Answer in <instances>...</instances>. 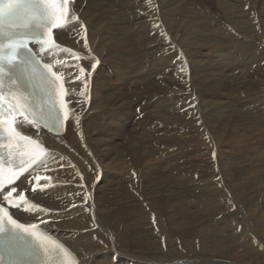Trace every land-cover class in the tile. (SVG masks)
<instances>
[{"label": "bare ground", "instance_id": "bare-ground-1", "mask_svg": "<svg viewBox=\"0 0 264 264\" xmlns=\"http://www.w3.org/2000/svg\"><path fill=\"white\" fill-rule=\"evenodd\" d=\"M71 13L78 21L58 31L59 44L99 63L93 70L79 62L85 88L70 74L76 61L54 56L66 65L59 66L71 107L64 136L19 125L52 154L19 182L28 201L17 211L21 221L65 243L78 264H264V202L254 204L255 192L248 203V191L264 183V96L250 98L263 83L234 75L249 57H264V0H75ZM183 54L195 56L194 89L159 76L190 68L171 59ZM110 77L141 84L128 101ZM231 83L245 97L229 94ZM256 103L261 109L251 111ZM244 139L248 146L237 144ZM34 174L50 177L44 191ZM239 202L241 213H232ZM32 205L46 211L36 215Z\"/></svg>", "mask_w": 264, "mask_h": 264}, {"label": "snow or ice", "instance_id": "snow-or-ice-1", "mask_svg": "<svg viewBox=\"0 0 264 264\" xmlns=\"http://www.w3.org/2000/svg\"><path fill=\"white\" fill-rule=\"evenodd\" d=\"M76 21L78 17L71 13L70 0H0V264H47L45 259H35L38 250L20 235L27 233L33 240H40L43 236L40 228L37 224L19 223L10 208L19 211L21 202L28 203L24 193L17 192L16 181L30 170H38L47 156L52 154L46 153L30 136L22 135L18 126L23 123L59 136L66 123H70L64 74L54 70L57 65L66 66L65 62L41 61L43 54L55 53L57 50L63 52L76 61L74 65H68L70 74H74L75 80L81 81L87 88L86 69L79 62L87 61L94 70L99 61L91 62L87 56L56 43L53 37L54 29L71 30L76 26ZM80 27L83 28V25ZM160 35L165 34L160 32ZM32 45L38 46L39 51H34ZM83 45L84 49H88L86 39ZM80 94L86 95L84 91ZM76 123H79L78 116ZM21 144L23 148L19 147ZM5 149L8 156L7 171ZM17 155L19 165L13 167ZM78 175L80 180L84 179L82 174ZM33 179L37 182L45 181L39 189L44 191L50 177L34 174ZM80 187L83 189L86 185ZM32 191L35 192L36 188ZM14 194L18 199H14ZM82 200L87 205L88 196L84 195ZM32 208H36V215L46 211L36 205H32ZM152 222L157 223L154 215ZM64 253L69 258L63 264H76L67 250ZM113 258L118 260L117 251L113 252Z\"/></svg>", "mask_w": 264, "mask_h": 264}, {"label": "rangeland", "instance_id": "rangeland-1", "mask_svg": "<svg viewBox=\"0 0 264 264\" xmlns=\"http://www.w3.org/2000/svg\"><path fill=\"white\" fill-rule=\"evenodd\" d=\"M263 6V4H260V6ZM115 7V6H114ZM119 6L117 7V8H113V11H114V13H118L119 11ZM187 55V54H186ZM186 55H182V56H176V55H173L172 56V58L171 59H176L179 63H184V64H191V67L189 68L188 66L186 67L187 68V70H186V68H184L185 66H175V68L173 67V68H170L169 70H165L163 73L162 72H160L159 73V76H161V78H163L164 79V81H166L167 79H169V77H176V78H180L181 80H182V85L184 86V87H186L185 89L187 90V89H194V86H193V84L195 85V81H197V72H195L194 70V68L192 67V64H194V62L192 61V60H194L195 59V56L193 55V54H191V55H193L192 57H191V55L189 54L188 56H186ZM188 57V58H187ZM236 58V57H235ZM257 58H259V59H257ZM187 59H189V61L187 60ZM191 59V60H190ZM257 59V60H256ZM192 61V62H191ZM255 61V63H253ZM128 63V62H127ZM248 63V64H247ZM247 63L242 67V69H241V67L236 71V72H234V75H237V76H239V75H241L242 74V76H244L245 77V79L246 80H248V81H257V80H262V85L260 86V88L259 89H257L256 91H252L251 93L252 94H250V98L255 94L256 96H254V97H259V96H264V57H261V56H257V57H249L248 59H247ZM254 64V65H253ZM263 64V65H262ZM254 67H253V66ZM261 65V66H260ZM180 67V68H179ZM183 67V68H182ZM177 68H178V70H177ZM251 68V69H250ZM175 69V70H174ZM185 69V70H184ZM193 69V71H191ZM244 69V70H243ZM130 70H131V68H130ZM182 70H184V71H182ZM168 71H169V73H168ZM172 71V72H171ZM176 73H175V72ZM226 71L227 70H221V74L222 75H227L228 77H229V75L226 73ZM251 71V72H250ZM183 72V73H182ZM185 72V73H184ZM193 72H195V74L193 73ZM199 72V71H198ZM220 72V71H219ZM162 73V74H161ZM191 73H193L192 75H191ZM225 73V74H224ZM183 76H182V75ZM185 74H186V76H185ZM220 73H219V75H221ZM163 75H164V77H163ZM180 75V76H179ZM195 75V76H194ZM213 75V74H212ZM158 76V77H159ZM194 76V77H193ZM236 76V77H237ZM165 77H167V78H165ZM186 77V78H185ZM212 77V76H211ZM111 78V77H110ZM250 78V79H249ZM112 79V82H110V84H112V87H114V89H116L115 90V94L116 93H118L119 95H121V94H124V100H128L129 101V99L127 98V92H128V90L131 92H135L136 91V89L134 88L135 86H137V85H139V84H141V83H134L133 84V86H125V85H123V84H119V83H116L113 79L114 78H111ZM195 79V81H193ZM223 79H227V77H225V78H223ZM230 79V78H229ZM191 80V81H190ZM231 80V79H230ZM111 81V80H110ZM114 81V82H113ZM189 81H190V83H189ZM193 82V83H192ZM188 84V85H187ZM232 84V89H231V91H230V93L229 94H231V93H234L235 92V94H234V97H235V99H238L239 97H242V96H244L245 97V92H244V89L242 90L241 89V92H239V90L238 89H234V87L235 88H237V87H240V86H237V84H235L234 85V83H231ZM180 84H178V86H179ZM237 86V87H236ZM180 87H181V85H180ZM192 87V88H191ZM195 87H197L196 85H195ZM249 92V91H248ZM198 93V94H197ZM196 93V97L197 98H199L200 97V93L199 92H197ZM131 94L132 93H130V97H131ZM233 96V95H232ZM231 97V96H230ZM244 99H248V98H244ZM258 103H260V102H258ZM258 103H256L255 105H253L252 106V108H251V111H258V110H260L261 109V107H257L256 108V105L258 104ZM259 108V109H258ZM115 109H117V107L116 106H114V107H112V108H110L109 110H111V111H113V110H115ZM256 109H258V110H256ZM129 110H132V109H129ZM133 111V110H132ZM135 111H137V110H135ZM137 116H140V112H137ZM134 123H135V121H134ZM128 135H129V133H127V138H128ZM126 140V139H125ZM245 141H243V140H239L238 141V143L237 144H240L241 146H248L247 144H246V142H247V139H244ZM259 142V141H258ZM257 142V140H255L254 142H252V145L253 146H255L256 145V143H258ZM237 144H235L234 145V147H237ZM250 144V143H249ZM259 144V143H258ZM261 144V143H260ZM259 144V145H260ZM125 145H126V143H125ZM220 146L221 145H219L218 146V150H219V148H220ZM216 148V147H215ZM214 148V149H215ZM258 149V148H257ZM261 149V148H260ZM247 151L246 150H243L242 151V153H246ZM154 153V152H153ZM217 157V158H216ZM215 158L217 159V161H219L220 162V160H221V157L220 156H216ZM203 161V160H202ZM205 161V160H204ZM239 164H240V161L238 162ZM156 164H159L158 163V160H157V162H156ZM259 174V172H253V175L254 176H257ZM259 183L257 184V185H255L254 187H253V189H250L249 191H248V194H249V201H248V203H250L251 202V196L252 195H254L255 194V192H256V197H257V202L256 201H254V204H256L257 203V206H259L260 204H262L263 202H264V198H263V196H264V183H262L260 180L258 181ZM263 189H262V188ZM258 188H259V190H258ZM236 194L237 195H239L240 194V191H237L236 192ZM259 194V195H258ZM259 196V197H258ZM258 198H259V201H258ZM244 203H241V202H239L238 204H234V205H232L231 207H230V211L232 212V213H235V214H237V213H241V208L244 206L243 205ZM239 205V206H238ZM238 206V207H237ZM239 208V209H238ZM258 208V207H257ZM256 208V210L258 211V209ZM236 209V210H235ZM262 237V236H261ZM264 238V237H263Z\"/></svg>", "mask_w": 264, "mask_h": 264}]
</instances>
